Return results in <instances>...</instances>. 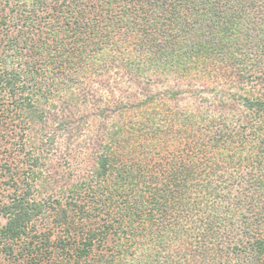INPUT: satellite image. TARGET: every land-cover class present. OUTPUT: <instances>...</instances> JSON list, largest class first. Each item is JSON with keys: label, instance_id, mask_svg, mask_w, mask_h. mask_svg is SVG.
Wrapping results in <instances>:
<instances>
[{"label": "trees", "instance_id": "16d2710c", "mask_svg": "<svg viewBox=\"0 0 264 264\" xmlns=\"http://www.w3.org/2000/svg\"><path fill=\"white\" fill-rule=\"evenodd\" d=\"M0 175V264H264V0H0Z\"/></svg>", "mask_w": 264, "mask_h": 264}, {"label": "rangeland", "instance_id": "374dc122", "mask_svg": "<svg viewBox=\"0 0 264 264\" xmlns=\"http://www.w3.org/2000/svg\"><path fill=\"white\" fill-rule=\"evenodd\" d=\"M1 176V175H0ZM0 178H2V176L0 177ZM1 180V179H0Z\"/></svg>", "mask_w": 264, "mask_h": 264}]
</instances>
